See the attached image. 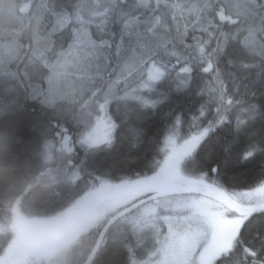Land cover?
I'll use <instances>...</instances> for the list:
<instances>
[{"label": "snow or ice", "instance_id": "1", "mask_svg": "<svg viewBox=\"0 0 264 264\" xmlns=\"http://www.w3.org/2000/svg\"><path fill=\"white\" fill-rule=\"evenodd\" d=\"M0 19V129L62 154L53 199L142 192L109 264H264V0H0Z\"/></svg>", "mask_w": 264, "mask_h": 264}, {"label": "trees", "instance_id": "2", "mask_svg": "<svg viewBox=\"0 0 264 264\" xmlns=\"http://www.w3.org/2000/svg\"><path fill=\"white\" fill-rule=\"evenodd\" d=\"M3 22L5 21L0 19V23ZM52 154L55 157L48 161V153L43 146L39 149H26L17 146L16 142L5 135L3 129H0V222L3 220L2 216L8 211L11 212L13 207L21 208V211L25 208L29 214L39 215L45 219L44 221H48L86 202L80 200L81 202L68 205L53 199V189L58 182L55 177L57 169L61 165L62 154L55 148H53ZM91 197L93 196H89V198ZM134 198L120 197L107 201L99 210L78 225L82 226V231L80 240L78 239L76 242L81 243V246H86V257L93 248L104 224L118 209ZM113 229L114 225L105 239H112ZM87 240L88 242H86ZM38 246L32 247L30 253ZM18 247L19 245L16 246V249ZM7 248L8 245L0 244V250L6 251ZM114 248L112 243L111 245L107 243L92 264H109ZM84 261L85 259H81L72 263L83 264Z\"/></svg>", "mask_w": 264, "mask_h": 264}, {"label": "flooded vegetation", "instance_id": "3", "mask_svg": "<svg viewBox=\"0 0 264 264\" xmlns=\"http://www.w3.org/2000/svg\"><path fill=\"white\" fill-rule=\"evenodd\" d=\"M52 157L53 156L51 155V159ZM23 209L24 210L21 211V208L13 207L11 212L8 211L2 216L3 220L0 222V244L8 245L6 252L9 260L15 256L24 242V237L21 234L20 228L23 230L28 228H37L38 226L47 222L44 221L45 219H43V217L39 215H31L27 210H25V208ZM81 231L82 226H75L74 228L63 232L62 234L58 235L62 238L66 234V236L60 240L62 241L61 243H58V245H56L54 248H50V251H46L45 248L44 250L46 252H41L39 249H36L31 253L28 252L21 264H62V262L65 260L74 262L80 261L81 259H85L86 261L88 257H86V246H81V243L76 242L81 237ZM107 240L111 245V239ZM86 242H88V240ZM17 245H19V247L16 249Z\"/></svg>", "mask_w": 264, "mask_h": 264}, {"label": "water", "instance_id": "4", "mask_svg": "<svg viewBox=\"0 0 264 264\" xmlns=\"http://www.w3.org/2000/svg\"><path fill=\"white\" fill-rule=\"evenodd\" d=\"M141 195L142 192L140 190L105 191L101 194L93 196L91 199L87 200L84 204L77 207L76 209L53 220H50L38 226L37 228H28L25 230L20 228L21 234L24 237V242L15 256L9 260V264H20L32 246L35 244H40L45 240L66 232L76 225L82 223L93 213L99 210V208L105 202L120 197H138ZM112 217L104 224L103 228L101 229L94 247L92 248L84 264H91L95 259L98 241L101 240L102 234H104L105 239L107 233L113 226L109 224V221L112 219Z\"/></svg>", "mask_w": 264, "mask_h": 264}, {"label": "rangeland", "instance_id": "5", "mask_svg": "<svg viewBox=\"0 0 264 264\" xmlns=\"http://www.w3.org/2000/svg\"><path fill=\"white\" fill-rule=\"evenodd\" d=\"M52 158H54L55 157V155H53L52 154ZM47 158H49V157H47ZM48 161H51V160H48ZM92 198V197H91ZM91 198H89V197H86V198H84L83 200H88V199H91ZM82 200V201H83ZM81 202V201H80ZM78 206V205H77ZM66 236V234L63 236V237H65ZM62 237V238H63ZM61 236H57V237H52V239H48L47 240V242H45V243H43V244H41V245H39L36 249H39L41 252H46V251H50L49 249L50 248H54L56 245H58V243H61L62 241H60L61 239ZM52 246V247H51ZM46 248V251L44 250ZM35 249V250H36ZM30 251V250H29ZM28 251V252H29ZM62 264H73L72 262H69V261H67V260H65V261H63L62 262Z\"/></svg>", "mask_w": 264, "mask_h": 264}, {"label": "clouds", "instance_id": "6", "mask_svg": "<svg viewBox=\"0 0 264 264\" xmlns=\"http://www.w3.org/2000/svg\"><path fill=\"white\" fill-rule=\"evenodd\" d=\"M0 251H2V250H0Z\"/></svg>", "mask_w": 264, "mask_h": 264}]
</instances>
